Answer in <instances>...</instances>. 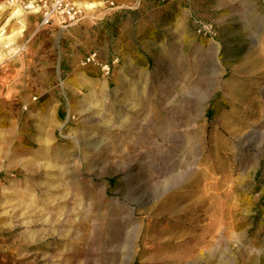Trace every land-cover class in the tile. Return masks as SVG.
I'll use <instances>...</instances> for the list:
<instances>
[{
  "label": "rangeland",
  "instance_id": "obj_1",
  "mask_svg": "<svg viewBox=\"0 0 264 264\" xmlns=\"http://www.w3.org/2000/svg\"><path fill=\"white\" fill-rule=\"evenodd\" d=\"M72 1L0 0V264H264V0Z\"/></svg>",
  "mask_w": 264,
  "mask_h": 264
},
{
  "label": "built area",
  "instance_id": "obj_2",
  "mask_svg": "<svg viewBox=\"0 0 264 264\" xmlns=\"http://www.w3.org/2000/svg\"><path fill=\"white\" fill-rule=\"evenodd\" d=\"M22 4L27 10L37 11L41 14V27H48L55 22H59L66 28L80 22L85 15L82 5L72 0H22ZM111 7L116 6V0H103ZM87 63L97 62V54L94 53L87 58ZM104 69L110 71V66L105 65Z\"/></svg>",
  "mask_w": 264,
  "mask_h": 264
},
{
  "label": "bare ground",
  "instance_id": "obj_3",
  "mask_svg": "<svg viewBox=\"0 0 264 264\" xmlns=\"http://www.w3.org/2000/svg\"><path fill=\"white\" fill-rule=\"evenodd\" d=\"M189 168V167H188ZM185 169H187V168H185ZM188 171V170H187ZM190 171V170H189ZM183 173V172H182ZM185 174V173H184Z\"/></svg>",
  "mask_w": 264,
  "mask_h": 264
},
{
  "label": "crops",
  "instance_id": "obj_4",
  "mask_svg": "<svg viewBox=\"0 0 264 264\" xmlns=\"http://www.w3.org/2000/svg\"><path fill=\"white\" fill-rule=\"evenodd\" d=\"M41 18H42V16H41Z\"/></svg>",
  "mask_w": 264,
  "mask_h": 264
}]
</instances>
